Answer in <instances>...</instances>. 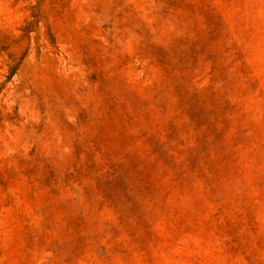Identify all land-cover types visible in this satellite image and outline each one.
I'll list each match as a JSON object with an SVG mask.
<instances>
[{
  "label": "rangeland",
  "instance_id": "rangeland-1",
  "mask_svg": "<svg viewBox=\"0 0 264 264\" xmlns=\"http://www.w3.org/2000/svg\"><path fill=\"white\" fill-rule=\"evenodd\" d=\"M0 264H264V0H0Z\"/></svg>",
  "mask_w": 264,
  "mask_h": 264
}]
</instances>
